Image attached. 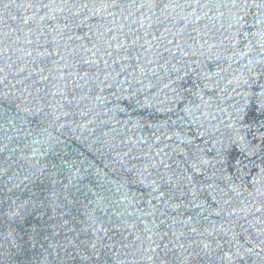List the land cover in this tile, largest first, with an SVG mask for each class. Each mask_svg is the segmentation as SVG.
I'll return each mask as SVG.
<instances>
[{
	"label": "water",
	"instance_id": "water-1",
	"mask_svg": "<svg viewBox=\"0 0 264 264\" xmlns=\"http://www.w3.org/2000/svg\"><path fill=\"white\" fill-rule=\"evenodd\" d=\"M0 264H264V0H0Z\"/></svg>",
	"mask_w": 264,
	"mask_h": 264
}]
</instances>
